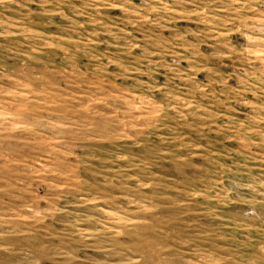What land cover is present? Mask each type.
I'll return each mask as SVG.
<instances>
[{
    "label": "rangeland",
    "instance_id": "rangeland-1",
    "mask_svg": "<svg viewBox=\"0 0 264 264\" xmlns=\"http://www.w3.org/2000/svg\"><path fill=\"white\" fill-rule=\"evenodd\" d=\"M0 264H264V0H0Z\"/></svg>",
    "mask_w": 264,
    "mask_h": 264
}]
</instances>
